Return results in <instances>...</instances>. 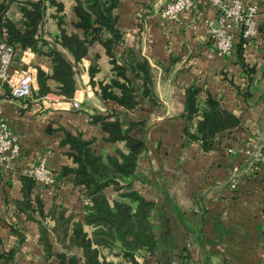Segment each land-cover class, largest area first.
<instances>
[{
    "label": "crops",
    "instance_id": "1",
    "mask_svg": "<svg viewBox=\"0 0 264 264\" xmlns=\"http://www.w3.org/2000/svg\"><path fill=\"white\" fill-rule=\"evenodd\" d=\"M59 1L65 33L83 38V30L75 26L76 1ZM167 1L119 0L114 9L124 46L138 50L152 67L157 103L139 93L141 81L137 79L133 80L136 105L132 109L99 96L98 83L114 76L110 56L99 40L87 46L77 64L71 99L57 93L59 84L51 78L47 82L51 91L44 96L36 95L37 83L32 96L21 100L12 98L5 87V96L0 95V119L17 136L19 153L9 170L0 165V264H85L82 247L71 245L69 239L77 222L83 223L99 262L132 264L102 226L84 223L90 200L84 197V188L73 183L72 174H62L63 167L75 166L67 155L68 146L60 145L62 126L92 140L96 153L126 151L124 141L106 140L101 122H92L94 115L117 117L123 127L131 121L146 124L145 149L128 181L152 202L149 221L156 245L153 251L135 252L137 264H264V163L258 159L264 152V0H243L258 7V33L243 43L241 55L239 37L229 56L212 44L217 10L211 0H193L192 7L175 20L163 12ZM54 14L55 7H49L41 28L39 48L44 53L19 49L14 67L36 72L40 67L51 74V60L45 52L59 34ZM6 15L16 22L20 11L11 6ZM110 37L104 32L101 39ZM122 53L123 45H112L119 63ZM93 61L97 71L91 78ZM192 85L198 88L200 109L188 120L186 89ZM208 94L239 123L217 132L213 147L206 151L200 141L185 135L184 128L189 125L190 132H195ZM73 101L80 107L74 108ZM42 157L47 158L51 179L35 182L31 190L33 206L35 198L42 203L43 217L36 213L44 229L41 235L39 223L20 211L16 202L23 195V170ZM104 193L109 202L118 198L113 186ZM61 217L68 222L66 229L59 223Z\"/></svg>",
    "mask_w": 264,
    "mask_h": 264
},
{
    "label": "trees",
    "instance_id": "2",
    "mask_svg": "<svg viewBox=\"0 0 264 264\" xmlns=\"http://www.w3.org/2000/svg\"><path fill=\"white\" fill-rule=\"evenodd\" d=\"M77 22L75 26L82 29L84 37L75 34L68 35L64 29L63 4L59 0H0V28L1 37L9 44L20 50L31 49L41 52L39 44L43 43L40 36L41 28L49 7H55L58 18L59 34L53 40L48 52L52 72L46 73L37 67L36 83L37 96H44L51 91L48 79L58 82L57 93L71 99L75 91V74L77 64L87 53V46L95 40L104 45L110 56L114 76L109 82L98 83L99 96L112 99L126 109L136 105L133 99L135 91L134 79L141 81L139 93L153 102L157 98L153 90V73L149 61L138 51L124 46L122 33L116 26L117 16L114 13L119 0H75ZM16 4L20 11L19 21L14 22L6 15L8 9ZM104 32L110 33V38L102 40ZM248 38L240 36L238 51L242 54L243 43ZM123 45L121 63L112 54V45ZM44 53V52H41ZM95 60V59H94ZM97 71L95 61L89 66L92 78ZM119 90L116 93L114 90ZM198 88L194 85L186 89L185 110L188 120L200 109L196 103ZM201 118L197 120L195 132H190V126L184 128L189 138L200 141L204 150L213 147V138L217 132L230 129L238 125V118L223 109L217 98L208 94L201 107ZM112 115L92 116V122L100 121L102 129L107 133L106 140L111 142L124 141L126 151L116 150V154L102 155L92 148V140H86L80 133H72L65 127H60L62 137L60 145H67V155L72 158L75 166L63 167L62 174H72L73 183L84 188L83 195L90 200V212L84 217L85 224H96L103 227L102 231L109 236L110 242H117L132 264H137L133 254L145 249L153 251L156 239L149 221L152 202L145 200L133 190L128 178L135 171L137 158L145 149L146 124L144 120L131 121L123 127L117 117ZM22 199L16 202L17 208L26 213L28 218L39 223L40 234L44 229L36 213L42 218V203L35 198L33 206L31 190L34 179L21 174ZM113 186L118 191V198L109 202L104 189ZM59 223L66 229V219L60 218ZM83 223H74L70 235V244L82 247L85 264H114L97 260L96 251L91 248V241L83 231ZM264 234V227H263Z\"/></svg>",
    "mask_w": 264,
    "mask_h": 264
},
{
    "label": "built area",
    "instance_id": "3",
    "mask_svg": "<svg viewBox=\"0 0 264 264\" xmlns=\"http://www.w3.org/2000/svg\"><path fill=\"white\" fill-rule=\"evenodd\" d=\"M217 10V26L211 29V39L214 48L222 55L229 56L234 48L235 41L242 35L252 38L257 35L258 27L256 15L258 7L254 2L243 0H211ZM193 0H168L163 8L164 14L175 20L180 13L192 7ZM18 48L9 44L0 37V95L9 88L8 94L14 99H26L31 96L36 83V70H24L14 67ZM5 96V95H3ZM72 106L79 108L78 101ZM232 152L233 149H228ZM19 153L17 136L5 120L0 119V165L9 170ZM264 163V152L258 156ZM22 174L31 176L37 183H47L51 179L48 171L47 158L42 157L34 165L28 166Z\"/></svg>",
    "mask_w": 264,
    "mask_h": 264
},
{
    "label": "rangeland",
    "instance_id": "4",
    "mask_svg": "<svg viewBox=\"0 0 264 264\" xmlns=\"http://www.w3.org/2000/svg\"><path fill=\"white\" fill-rule=\"evenodd\" d=\"M12 6H16L17 7V5L16 4H13ZM16 18H18V17H16ZM16 20V22L17 21H19V20H17V19H15ZM37 92V91H36ZM34 92H32V94H33ZM32 94H31V96H32Z\"/></svg>",
    "mask_w": 264,
    "mask_h": 264
}]
</instances>
